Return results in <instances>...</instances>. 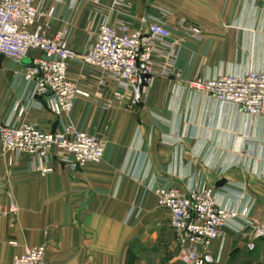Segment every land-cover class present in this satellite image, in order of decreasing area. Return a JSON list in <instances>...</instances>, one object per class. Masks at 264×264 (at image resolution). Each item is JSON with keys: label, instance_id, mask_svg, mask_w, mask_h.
<instances>
[{"label": "crops", "instance_id": "obj_1", "mask_svg": "<svg viewBox=\"0 0 264 264\" xmlns=\"http://www.w3.org/2000/svg\"><path fill=\"white\" fill-rule=\"evenodd\" d=\"M93 1L45 2L44 10H54L43 21L51 26L48 33L71 28L69 46L77 54L90 51L103 19ZM115 1L127 8H115L113 24L138 29L144 19H157L169 28L171 74L153 77L138 100L134 88L118 101L115 82L102 85L96 70L73 62L69 78L88 98L59 119L34 108V87H14L15 71L0 66V126L17 122L20 102L26 114L18 123L47 132L72 124L105 143L103 161L76 172L28 155L9 166L0 144V264L43 244L49 264H184L170 214L157 205L155 192L163 187L212 188L223 208H249L206 258L212 264H264V236H255L264 230V118L251 119L189 86L264 72V0H98L105 9ZM165 63L156 59L157 68ZM98 89L103 98L96 103ZM37 166L53 173L41 175ZM13 205L18 212L5 215Z\"/></svg>", "mask_w": 264, "mask_h": 264}, {"label": "built area", "instance_id": "obj_2", "mask_svg": "<svg viewBox=\"0 0 264 264\" xmlns=\"http://www.w3.org/2000/svg\"><path fill=\"white\" fill-rule=\"evenodd\" d=\"M46 1L0 0V59L17 67L14 87L22 84L34 87V108L46 109L64 119L71 114L79 98H88V94L69 78L73 62L96 70L101 75L102 85L107 81L115 82L118 101L135 88L140 76L171 74L175 44L170 42L171 31L160 20L144 19L138 29H132L129 24L115 25L111 22L115 8L127 7L115 1L111 9H105L94 0L95 10L103 19L90 51L77 54L69 46L71 28L54 36L48 33L51 26L43 21L51 18L54 10H44ZM194 34L198 36L200 32L194 30ZM157 58L166 59L161 69L156 67ZM189 86L222 105L241 109L251 119L264 118V72L222 75L192 81ZM93 97L96 103L102 100L100 89ZM106 106H110L109 102ZM14 113L16 123L0 126L1 155L9 166L25 155L37 161L57 160L73 172L103 161L105 143L96 136L72 124L62 123L60 132H47L34 124L18 123L26 114L20 102L15 105ZM35 172L46 176L53 170L37 166ZM155 194L158 207L170 214L171 226L182 250L180 261L184 264H212L206 259L212 243L220 240L237 218H246L249 214V208L241 213L223 208L212 188L185 192L176 187H163ZM18 210V206L13 205L4 214H16ZM255 236L263 237L264 230L257 231ZM248 249L253 251L255 245L250 243ZM12 264H49L47 246L25 248L13 258Z\"/></svg>", "mask_w": 264, "mask_h": 264}, {"label": "water", "instance_id": "obj_3", "mask_svg": "<svg viewBox=\"0 0 264 264\" xmlns=\"http://www.w3.org/2000/svg\"><path fill=\"white\" fill-rule=\"evenodd\" d=\"M153 79L152 75H144V76H140L138 79V83L135 86V93H136V99L138 100L141 96V87L142 86H148L151 81ZM208 262H211V260H209V258H206Z\"/></svg>", "mask_w": 264, "mask_h": 264}, {"label": "rangeland", "instance_id": "obj_4", "mask_svg": "<svg viewBox=\"0 0 264 264\" xmlns=\"http://www.w3.org/2000/svg\"><path fill=\"white\" fill-rule=\"evenodd\" d=\"M8 67L12 72L17 69L16 65L6 59H0V66Z\"/></svg>", "mask_w": 264, "mask_h": 264}]
</instances>
